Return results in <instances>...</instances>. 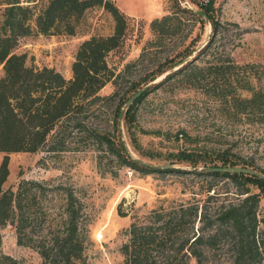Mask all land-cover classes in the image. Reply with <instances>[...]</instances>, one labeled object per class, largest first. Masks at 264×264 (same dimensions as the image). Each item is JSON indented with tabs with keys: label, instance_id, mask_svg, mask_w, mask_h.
<instances>
[{
	"label": "trees",
	"instance_id": "trees-1",
	"mask_svg": "<svg viewBox=\"0 0 264 264\" xmlns=\"http://www.w3.org/2000/svg\"><path fill=\"white\" fill-rule=\"evenodd\" d=\"M192 1L210 17L208 40L192 59L146 89L128 106L123 123L134 144H138L133 128L135 105L151 88L172 80H184L186 85L202 92L205 101H210L225 120L264 124V87L255 82L259 74L255 73L254 64L237 61L223 42L220 43L219 32L223 26L216 16V0ZM95 4L112 14L113 30L107 34H91L80 41L71 63V76L66 77L54 66L27 62L26 51L14 50L23 34L74 33L76 19ZM173 5L172 11L151 18L153 37L146 40L135 59L125 63V69L137 62L146 68L138 79L127 85L126 91L131 90L129 94L201 42L202 35L197 32L175 52L163 59L156 57L155 46H164L168 38L182 36L183 20L179 11H187L200 25L205 21L190 5H182L179 0H174ZM126 27L127 15L114 0H0V65L3 67L0 150L6 151L0 162V224L13 221L17 208L20 211L17 240L33 243L27 234L28 215L24 208L28 195L24 182L29 179L20 180L16 190L1 186L8 173V151L36 150L42 146L51 150L79 148L88 145L89 140L119 163L144 170H182L205 177L190 196L154 206L144 218L133 217L126 227L127 238L120 244L121 264H189L191 258L196 264H264V213L258 214L260 194L264 192L263 178L242 171L192 170L183 166L154 168L126 151L125 141L118 131L117 114L128 94L118 97L113 105L116 91L99 92L109 78L117 81L118 73L108 65L106 54L118 45ZM103 108L112 112V132L91 120ZM74 132L81 133L86 140L70 147L68 138ZM178 132L186 135L188 130L181 126ZM239 146L230 142L210 150L181 148L175 155L189 164H241L264 171L261 161L255 157L258 146L249 145L251 153L246 155L240 152ZM98 162L100 164V160ZM222 178L232 182L233 191L218 184L216 179ZM253 185L259 190H252ZM65 197L62 222L67 232L55 236L48 244L37 243L42 256L40 264H88L82 257V241L76 235L77 208L70 189ZM221 249L229 251L227 258H220ZM2 256L16 261L9 254ZM224 260L228 262L223 263Z\"/></svg>",
	"mask_w": 264,
	"mask_h": 264
},
{
	"label": "rangeland",
	"instance_id": "rangeland-1",
	"mask_svg": "<svg viewBox=\"0 0 264 264\" xmlns=\"http://www.w3.org/2000/svg\"><path fill=\"white\" fill-rule=\"evenodd\" d=\"M179 1L182 5L198 6L192 0ZM197 1L200 3L201 0ZM173 2L157 0L155 8L145 3L139 13L125 12L127 27L123 37L106 54L108 65L115 74L118 73L117 81L111 77L99 89L100 93L117 92L112 99L113 105L118 97L129 95L131 90L126 91L127 85L131 80L138 79L146 69L141 62L132 64L129 69L124 66L127 61L135 59L146 40L153 37L151 18L172 11ZM215 4L216 16L223 26L219 32L220 43L223 42L237 61L253 63L255 73L259 74L255 82L264 87V0H216ZM179 12L183 20L180 30L182 36L168 38L164 46L153 48L160 59L184 46L197 32L202 35V39L207 36L205 21L200 25V21L193 19L187 11ZM113 26L112 14L102 5L95 4L86 8L76 19L74 33L23 34L19 36L14 50L26 51L27 62L54 66L69 77L80 41L91 34H107L113 30ZM2 73L3 67L0 65V75ZM109 108L96 112L91 120L112 132V112ZM135 109L133 128L138 144L132 141L123 120L122 136L133 154L150 162H170L184 167L189 163L177 159L175 152L179 149L210 150L217 145L233 142L236 146L241 145L238 149L244 155L251 153L249 145H257L255 157L264 166V124L236 123L223 119L219 115L220 111L210 101H205V95L186 85L184 80H172L171 83L151 88L137 102ZM181 126L188 130L186 135L178 132ZM70 137V147L86 140L81 133L76 132ZM87 142L88 145H78L79 148L51 150L42 146L36 150L8 151V173L1 186L3 189L11 187L16 190L20 180L29 179V182H24L28 194L24 208L28 215L27 234L33 243L18 242L16 224L20 211L15 208L13 221L0 224V264L41 263L42 256L37 243L48 244L55 236L67 232L62 220L65 216V194L69 189L74 195V207L77 208L76 235L82 241L84 260L88 264H121L123 255L120 244L127 238L126 227L133 217L144 218L154 206L167 205L190 196L194 190H198L197 183L205 179L188 171L144 170L119 163L95 142ZM5 152L0 150V162ZM216 180L218 184L222 183L234 190L229 179ZM251 188L259 190L255 185ZM263 213L262 191L258 214L260 216ZM99 232H102L101 236ZM218 252L220 258H227L229 253L225 249ZM4 253L16 258V261L4 258ZM189 264H196V260L191 258Z\"/></svg>",
	"mask_w": 264,
	"mask_h": 264
},
{
	"label": "water",
	"instance_id": "water-1",
	"mask_svg": "<svg viewBox=\"0 0 264 264\" xmlns=\"http://www.w3.org/2000/svg\"><path fill=\"white\" fill-rule=\"evenodd\" d=\"M196 13H198L200 16H202L208 26L207 29V36L201 40L200 43H198L190 53L186 54L179 60H177L173 65L169 66L162 72L156 74L152 78L148 79L146 82L138 86L131 94H129L126 99L123 101L121 104L118 114H117V125H118V131L122 135V120L124 113L128 106L146 89L151 87L153 84L159 82L162 80L166 75H168L170 72L178 69L181 67L184 63H186L188 60L192 59L196 52L200 49V47L208 40L209 33L211 31V20L210 17L208 16L207 12L203 10L202 8L195 6V5H190ZM122 139L124 140L123 136ZM125 149L128 153H130L134 158L139 160L143 164L150 165L154 168H160V167H169V166H175L173 163L170 162H161V163H155V162H150L149 160H146L145 158L135 155L131 152L130 148L125 144ZM184 167L192 169V170H227V171H242L250 174H255L257 176H260L261 178L264 179V171L253 167L249 165H241V164H188L185 165Z\"/></svg>",
	"mask_w": 264,
	"mask_h": 264
},
{
	"label": "crops",
	"instance_id": "crops-1",
	"mask_svg": "<svg viewBox=\"0 0 264 264\" xmlns=\"http://www.w3.org/2000/svg\"><path fill=\"white\" fill-rule=\"evenodd\" d=\"M115 3L127 14L139 13L142 6L148 3L150 8H155L157 0H114Z\"/></svg>",
	"mask_w": 264,
	"mask_h": 264
},
{
	"label": "built area",
	"instance_id": "built-area-1",
	"mask_svg": "<svg viewBox=\"0 0 264 264\" xmlns=\"http://www.w3.org/2000/svg\"><path fill=\"white\" fill-rule=\"evenodd\" d=\"M102 235V232H99V236H101Z\"/></svg>",
	"mask_w": 264,
	"mask_h": 264
}]
</instances>
